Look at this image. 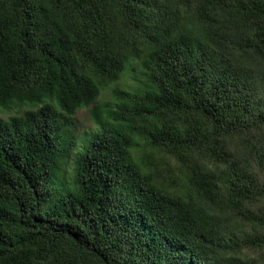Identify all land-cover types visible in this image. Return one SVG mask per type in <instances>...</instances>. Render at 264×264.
I'll list each match as a JSON object with an SVG mask.
<instances>
[{
	"label": "trees",
	"instance_id": "16d2710c",
	"mask_svg": "<svg viewBox=\"0 0 264 264\" xmlns=\"http://www.w3.org/2000/svg\"><path fill=\"white\" fill-rule=\"evenodd\" d=\"M133 60L144 87L99 103ZM22 106L0 264H264V0H0V111Z\"/></svg>",
	"mask_w": 264,
	"mask_h": 264
},
{
	"label": "rangeland",
	"instance_id": "374dc122",
	"mask_svg": "<svg viewBox=\"0 0 264 264\" xmlns=\"http://www.w3.org/2000/svg\"><path fill=\"white\" fill-rule=\"evenodd\" d=\"M131 70H126L121 75L120 79L115 82L109 84L107 87L103 88L101 90V93L98 98L99 103H103L106 101H112V89L119 88L123 90L133 91L137 89V87L142 86L144 82H146V76L144 73L143 68L141 67L138 60H133L131 62ZM144 87V85H143ZM21 109H25V106H22L21 108H12V109H5L0 111V118L5 119L7 116L17 114ZM73 127H72V137L75 142V149L70 155L69 160L66 162L65 165H63V168L65 169V177L70 180L71 177V171H72V161L73 158L81 152L83 149L85 143L92 137V135L98 130V128L95 126L91 115H90V108L89 107H81L77 110L74 120H73ZM143 142L139 140V146L137 148H134L132 152L134 154H137L139 156H142L143 154ZM155 155L160 156L165 161H169V167L171 168L172 174L176 171V162L173 158H170L167 155H160L157 152H154ZM169 186H175L176 183L170 184ZM254 256L255 251L251 250H245L243 253V256Z\"/></svg>",
	"mask_w": 264,
	"mask_h": 264
}]
</instances>
